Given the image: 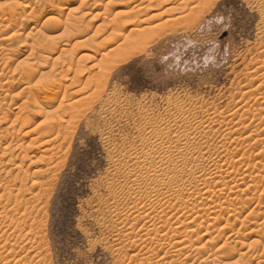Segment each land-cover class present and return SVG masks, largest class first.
Returning a JSON list of instances; mask_svg holds the SVG:
<instances>
[{
	"label": "rangeland",
	"instance_id": "rangeland-1",
	"mask_svg": "<svg viewBox=\"0 0 264 264\" xmlns=\"http://www.w3.org/2000/svg\"><path fill=\"white\" fill-rule=\"evenodd\" d=\"M0 21V264H264V0H0Z\"/></svg>",
	"mask_w": 264,
	"mask_h": 264
},
{
	"label": "bare ground",
	"instance_id": "bare-ground-1",
	"mask_svg": "<svg viewBox=\"0 0 264 264\" xmlns=\"http://www.w3.org/2000/svg\"><path fill=\"white\" fill-rule=\"evenodd\" d=\"M10 1H11V0H10ZM16 2H17V1H16ZM16 2H15V3H16ZM18 3H19V2H18ZM18 3L16 4V6H18L17 8L20 7V6L18 5ZM12 4H13V6L15 7V4H14L13 2H12ZM21 6H23V5H21ZM11 7H12V6H11ZM28 7H29V6H28ZM28 7H27V8H28ZM15 9H16V8H12L11 11L14 10V11H12V12L10 11V9H9V11H8V12H11V15H12L13 17H16V15L19 16V13H20V12H19L18 10H24V11H25L26 6H25V7H21V8H19L18 10H15ZM24 11H21V12H24ZM1 12H2V11H1ZM3 12H4V11H3ZM4 13H5V12H4ZM43 13H44V12L41 10V11H40V14H43ZM6 15H7V14H6ZM6 15H5V16H6ZM11 15H10V16H11ZM2 16H3V14H2ZM6 19H8V17L5 18L4 21H2V19H1L2 22L0 21V22L2 23V26H4V27L9 26V25L7 24L8 21H7ZM14 19H16V18H14ZM12 20H13V19H12ZM9 23H12V21L9 22ZM0 26H1V25H0ZM20 27H22V26H20ZM78 27H80V26H78ZM71 28H72V26H71ZM81 28H82V27H81ZM72 29H73V30H67V31H68V32H69V31H72V32H73V31L75 30V28H72ZM77 29H78V28H77ZM5 30H6V29H5ZM79 30H80V29H79ZM79 30L76 31L77 33L74 31V32H73L74 34H71V35H72L71 37H72L73 39L79 38V36L81 37V35H82L81 32H83V29H81L82 31H80V32H79ZM75 33H76V35H75ZM84 33H85V31L83 32V34H84ZM13 34H14V33H13ZM68 34H69V33H68ZM73 35H74V36H73ZM68 36H70V34H69ZM74 37H75V38H74ZM8 38H9V37H8ZM72 38H71V39H72ZM4 39H5V38H4ZM37 44H38V43H37ZM37 44H36V45H37ZM44 44H45V45H44ZM44 44H43L44 46L42 45V43H39V44H38V47H39V48H40V46H41V47H42V46L44 47V48L42 47V48H43V51H42V52H44V53L47 52L46 54H49V53L51 54V53L54 52L53 50H51V49H53V48H52V46H50V44H47L46 42H45ZM46 44H47V45H46ZM48 45H49L50 47H47ZM34 48H35V47H34ZM36 49H37V47H36ZM48 51H53V52H48ZM10 55H11V54H10ZM41 55H42V54H41ZM109 55H110V54L105 55L104 58L108 57ZM42 56H44V55H42ZM42 56H40V57H42ZM92 57H93V56H92ZM39 59H40V58H39ZM44 59H46V58L44 57L43 60H44ZM40 60H41V59H40ZM5 62H6V61H5ZM41 62H43V61H41ZM6 63H8V62H6ZM45 63H46V60H45ZM34 64H35V63H34ZM40 64H41V63H40ZM40 64H39V65H40ZM42 64H43V63H42ZM44 66H45V65H44ZM35 69H36V68H35ZM31 70L34 71V69H32V68H31ZM35 71H36V70H35ZM1 75H2V74H1ZM65 76H66V75H65ZM8 79H9V78H8ZM60 79H61V78H60ZM64 79H65V77H64ZM66 79H67V78H66ZM15 80H16V79H15ZM62 80H63V79H62ZM263 81H264V80H263ZM7 82H8V81H7ZM72 84H73V83H72ZM73 86H74V85H73ZM2 87H4V86L0 84V88H2ZM68 88H69V87H68ZM68 88H67V89H68ZM67 89H66V90H67ZM49 91H50V90H49V87H45V88H42V89H38V91H36V92L33 93V94H34V99L36 100V99L42 98V100H50V101H52L53 98H54V93H51V92H49ZM80 92H81V91H80ZM75 93H76V91H75ZM75 93H73V94H75ZM77 93H78V92H77ZM77 93H76V95H77ZM69 94H70V93H69ZM78 94H79V93H78ZM65 95H66L65 97H67L68 93L65 94ZM51 97H52V98H51ZM66 99H67V98H66ZM263 99H264V98H263ZM82 100H83V99H82ZM28 101L31 102V100H29V99H28ZM63 101H64V100H63ZM77 101H78V100H77ZM77 101H76V102H77ZM30 102H29V103H30ZM64 102H65V101H64ZM29 103H28V105L25 103L27 106L24 105V106H25L24 108H26V107L30 108ZM30 105H31V104H30ZM32 105H33V104H32ZM36 106L38 107V105H34L35 108H33V106H32V108L35 109V110L38 109ZM2 107H3V106H2ZM20 107H21V106H20ZM70 107H71V106H70ZM21 108H22V107H21ZM62 108H63V107H62ZM74 108H75V107H74ZM0 109H1V105H0ZM19 110H20V109H19ZM35 110H33V111L31 110V111H32V112H35ZM65 110H66V109H65ZM0 111H1V110H0ZM36 111H37V110H36ZM261 111H262V110H261ZM263 111H264V110H263ZM53 114H54V113H53ZM58 116H59V118H61V116L58 115L57 112H55L54 115H48V116H46V117L44 118L45 120H44L43 124H44L45 122H47V124H44V125L46 126V129H44V131H45V130L47 131L46 133L44 132V133H45L44 136L47 135V136L50 137L51 135L54 134V130H55L56 127L58 126V125H57V126L55 127V125L57 124V122L54 123V121H55V119H56ZM62 116H63V115H62ZM64 117H65V116H64ZM27 118H28V117H27ZM2 119H3V117H2ZM21 119H22V118H21ZM61 119H62V118H61ZM16 120H17V119H16ZM18 120H19V119H18ZM24 120H26V119L24 118ZM59 120H60V119H59ZM59 120H58V124H59ZM177 120H178V119H177ZM0 121H1V120H0ZM60 121H61V120H60ZM62 121H63V120H62ZM2 122H3V121H1L0 123H2ZM22 122H23V121H22ZM229 122H230V121H229ZM200 123H201V122H200ZM231 123H232V122H231ZM54 124H55V125H54ZM182 124H183V122H182ZM201 124H202V123H201ZM208 124H209V123H208ZM208 124H206V125H208ZM11 125H13V124H11ZM23 125H24V124H23ZM41 125H42V124H41ZM177 125H178V124H177ZM209 125H210V124H209ZM220 125H221V124H220ZM45 126H44V127H45ZM44 127H43V128H44ZM200 127H201V126H200ZM178 128H179V127H178ZM208 128H210V126H209ZM59 129H60V127H57V130H56V131H58ZM3 130H4V129H3ZM190 130L192 131V129H190ZM194 130H195V129H194ZM56 131H55V132H56ZM60 131H62V128L60 129ZM60 131H58V132H60ZM161 131H162V130H161ZM0 132L2 133V130H1ZM3 132H4V131H3ZM58 132H56V133L58 134ZM177 132H178V131H177ZM4 133H5V132H4ZM7 133L10 135V133L7 132V130H6L5 135H6ZM60 133H61V132H60ZM60 133H59V134H60ZM2 134H3V133H2ZM42 134H43V133H42ZM61 134H62V133H61ZM154 134H155V133H154ZM154 134H153V136H154ZM161 134H163V133H161ZM157 135H158V134H157ZM3 136H4V134H3ZM6 136H7V135H6ZM53 136H55V135H53ZM259 136H261V135H259ZM9 137H10V136H9ZM155 137L157 138L158 136H155ZM257 137H258V136H257ZM263 137H264V135H263ZM53 138H54V137H53ZM53 138H52V139H53ZM3 139H4V138H3ZM12 139H13V138H12ZM38 139H39V138H38ZM49 139H50V140H48V141H56V140H52L51 138H49ZM54 139H58V137H57V138L55 137ZM242 139H243V138H242ZM250 139H252V138H250ZM256 139H257V141L259 140L258 138H256ZM256 139H255V142L258 143V142L256 141ZM263 139H264V138H263ZM162 140H163V139H162ZM180 140H181V139H180ZM245 140H247V139H244V141H245ZM248 140H249V139H248ZM2 141H3V140H2ZM262 141H263V140H262ZM262 141H261V139H260L259 142L261 143ZM11 142H12V141H11ZM13 142H14V141H13ZM45 142H46V141H45ZM56 142H57V141H56ZM242 142H243V141H242ZM47 143H48V142H46L45 144H47ZM53 143H55V142H53ZM159 143H160V142H159ZM178 143H179V142H178ZM0 144H1V143H0ZM11 144H12V143H11ZM13 144H14V143H13ZM254 144H255V143H254ZM9 145H10V144H9ZM9 145L7 146L8 148L10 147ZM48 145H49V144H48ZM52 145H53V144H52ZM55 145H56V144H55ZM55 145H54V146H55ZM54 146H52L49 150H52V148H53ZM57 146H58V145H57ZM7 147H6V148H7ZM57 148H58V147H57ZM54 149H56V148L54 147V148H53V151H54ZM1 150H2V149H1ZM6 150H7V149H6ZM15 150H16V149H14V150L11 149V150L9 151V153L12 155V153H14ZM49 150H47V152H51V151H49ZM3 151H4L3 154L6 155L7 151H5V150H3ZM53 151H52V152H53ZM5 152H6V153H5ZM53 153H54V152H53ZM53 153H52V154H53ZM14 154H16V153H14ZM17 155H18V154H17ZM54 155H55V153H54ZM18 156H19V155H18ZM18 156H16V158H17ZM46 156H47V155H46ZM27 157H28V156H27ZM48 157H49V156H48ZM163 157H164V156H163ZM10 159H11V158H10ZM21 159H22V158H21ZM21 159H20V160H21ZM45 159H46V158H45ZM50 159H51V158H50ZM140 159H141V158H140ZM143 159H144V158H143ZM22 160H23V159H22ZM52 160H53V159H52ZM52 160H50V161H52ZM144 160H145V159H144ZM144 160H143V161H144ZM9 161H10V160H9ZM11 161H12V159H11ZM162 161H163V160H162ZM149 162H150V161H149ZM236 162H237V164H239V163H240V164H246V163H247V162L244 161V160H239V161H236ZM236 162H235V163H236ZM238 162H239V163H238ZM245 162H246V163H245ZM151 163H152V162H151ZM148 164H149V163H148ZM143 165H145V164H143ZM229 165L234 166L235 164H232V163H231V164H228V166H229ZM150 166H151V165H150ZM152 167L154 168V169L152 170V172H153L154 174H157V173H158V170H156V167H155L154 165H152L150 168H152ZM211 167H213V166H211ZM232 168H233V167H232ZM249 168H250V167H249ZM215 169H216L215 172H214V173L211 172L210 174H211V176H212V174H213V177H215L216 179H218V180H220V181H222L223 179H225V178H224L225 175H228V174H229V172H228L227 169H226L227 171L224 170V169H223V166H221V165H219V164H217V163H215ZM229 169H230V168H229ZM179 171H180V170H179ZM171 173H172V172H171ZM151 175H152V173H151ZM179 176H180V175H179ZM227 177H228V176H227ZM151 178H152V177H151ZM151 178H150V179H151ZM152 179H153V178H152ZM210 179H211V178H210ZM204 180H205V179H204ZM218 180H217V181H218ZM197 181H198V180H197ZM236 181H237V180H235V183H237ZM205 182H206V181H205ZM6 183H7V182H6ZM177 183H178V182H177ZM196 183H197V182H196ZM198 183H199V181H198ZM201 183H202V182H201ZM219 183H221V182H219ZM230 183H231V182H230ZM239 183H240V182H239ZM239 183H238V184H239ZM199 184H200V183H199ZM204 184H205V183H203V184H201V185L203 186ZM215 184H216V183H215ZM221 184H222V183H221ZM240 184H241V183H240ZM175 185H176V183H175ZM223 185H224V184H223ZM227 185H228V184H227ZM234 185H235V184H234ZM170 186H171V185H170ZM194 186H195V185H194ZM198 186H199V185H196L194 188H192V191H193V192H191V191L188 192L189 194H188V197H187V198L190 197V199L193 198L194 201L196 200V197L194 198V196L196 195V190H195V189H197ZM218 186H219V185H218ZM172 187H173V186H172ZM226 187H227V186H226ZM236 187H237V186H236ZM14 188H15V187H14ZM174 188H175V187H174ZM238 188H239V187H238ZM208 189H209V188H208ZM228 189H229V188H228ZM231 189H232V188H231ZM19 191H20V189L18 190V192H19ZM220 191H221V190H220ZM245 191H246V190H245ZM209 192H211V191L206 190V189H205V191H204V189L201 190V189L199 188V191L197 192V194H200V193H201L202 196L206 197V196L212 194V193L209 194ZM212 192H213V190H212ZM160 193H161V192H157V193H156V194L158 195L157 197H159V199H160V196H162L161 199L164 198V199L167 200V202H170V201L174 202V201H175L176 203L181 204L180 207L182 206L185 210H187V209L189 208L188 206H189L190 201H189V202H186V201H188V199L186 200V197H185V196H184V197H181L183 194H179V193H178L179 195L176 194V195L172 196L171 198H170V197L167 198V196H165L164 194H160ZM214 193H215V192H214ZM237 193H239V192H237ZM3 194H4V193H3ZM6 194H7V193H6ZM6 194H4V195H6ZM4 195L1 194V195H0V198H4V197H5ZM212 196H215V194H213ZM212 196H211V197H212ZM6 197H7L6 200H7L8 202H12V193H8ZM197 198H198V197H197ZM236 198H237V197H236ZM209 199H210V198H209ZM221 199H222V198H221ZM227 199H228V198H227ZM225 200H226V199H225ZM228 200H229V199H228ZM228 200H227V201H228ZM0 201H1V200H0ZM18 201H19V200H18ZM18 201H17V198L14 199V202H17V203H18ZM230 201H231V200H230ZM196 202H197V201H196ZM223 202H224V201H223ZM240 202H241V201H240ZM17 203H16V204H17ZM225 203H226V202H225ZM242 203H243V202H242ZM152 204H153V200H149V205H152ZM190 204H191V203H190ZM223 204H224V203H223ZM227 204H228V203H226V205H227ZM193 205H194V203H193ZM220 205H221V204H220ZM147 206H148V205L144 206L143 208L140 207L141 209L139 208V209H140V210H139V213H140L139 215H140V217H141V214H144L145 211H148V210H146V208H148L149 210H151L150 212L152 213L153 209H151V208H152L153 205H152V206H149V207H151V208H149V207H147ZM203 206H204V204H203ZM20 207H21V206H18V208H20ZM213 207H214V206H213ZM217 207H219V205H218ZM220 207H222V206H220ZM208 208H209V205H208ZM136 209H137V206H136ZM136 209H135V210H136ZM180 209H181V208H180ZM194 209H196V208H192V211H193ZM212 209H214V208H212ZM244 209H245V208H244ZM130 210H131V209H130ZM137 210H138V209H137ZM154 210H155V209H154ZM201 210H202V208H201ZM204 210H205V208H204ZM209 210H210V209H208V211H209ZM214 210H215V209H214ZM216 210H217V209H216ZM226 210H227V209H226ZM233 210H234V209H233ZM18 211H19V209H18ZM132 211H133V210H132ZM183 211H184V210H183ZM195 211H196V212H195ZM199 211H200V210H199ZM212 211H213V210H212ZM219 211H220V210H219ZM164 212H165V211H164ZM164 212H163V213H164ZM201 212H202V211H200V216L203 214V212H202V214H201ZM215 212H216V211H215ZM220 212H221V211H220ZM231 212L233 213V211H231ZM154 213H155V212H154ZM190 213H191V212H190ZM192 213H193V212H192ZM194 213H195L196 215H197V214L199 215V212H197V210H194ZM217 213H218V212H217ZM135 214H138V211H137V213H135ZM146 214H149V215H150V213H146ZM158 214H159V212H158ZM186 214H187V213H186ZM210 214H211V213H210ZM210 214H209V215H210ZM239 214H240V213H239ZM25 215H26V214H25ZM25 215H24V216H25ZM149 215H148V216H149ZM193 215H194V214H193ZM193 215H192V216H193ZM209 215H207V216H209ZM144 216H146V215L144 214ZM161 216H162V215H161ZM186 216H187V215H186ZM10 217H11V216H10ZM137 217H139V216H137ZM180 217H183V218H184L183 215H181ZM194 217L196 218L197 216H194ZM198 217H199V216H198ZM201 217H202V216H201ZM30 218H31V217H30ZM146 218H147V217H146ZM177 218H178V217H177ZM188 218H189V217H188ZM199 218H200V217H199ZM199 218H198V219H199ZM17 219H18V218H17ZM24 219H25V218H24ZM24 219H23V220H24ZM192 219H193V218H192ZM210 219H211V217H210ZM9 220H10V219H9ZM182 220H183V219H182ZM182 220H179V218H178V221H179V222L181 221L180 224H182V226H183V223H184V224H186V223L183 222L184 220H183V221H182ZM186 220H187V219H186ZM189 220H190V219H189ZM213 220H214V218H213ZM12 221H13V220H12ZM12 221H11V223H12ZM168 221H169V220H168ZM197 221H198V220H197ZM197 221H196V222H197ZM215 221H216V220H215ZM20 222H21V218H20ZM173 222H174V221H173ZM173 222H171V224H167V225H170V226H171V227L169 226V228H172V226L174 225ZM176 222H177V221H176ZM190 222H191V221H190ZM190 222H189V224H193V222H192V223H190ZM9 223H10V222H9ZM194 223H195V222H194ZM14 224H15V223H14ZM19 224H20V223H19ZM180 224H179V227H182V226H180ZM187 224H188V223H187ZM226 224H227V223H226ZM167 225H165V226H167ZM177 225H178V224H177ZM193 225H194V224H193ZM195 225L197 226L196 223H195ZM195 225H194V226H195ZM200 225H201V224H200ZM153 226L155 227V225H153ZM194 226H191L192 228H190V230H188V231L186 232L187 235L184 236V237H187L188 239H191V238H190V236H192L191 233H195V231H196V229L194 228ZM174 227H175V226H174ZM189 227H190V226H189ZM18 228H19V227H18ZM167 228H168V227H167ZM176 228L178 229V227H176ZM220 228H221V227H220ZM222 228H223V226H222ZM179 229H180V228H179ZM205 229H206V228H205ZM218 230H219V229H218ZM220 230H221V229H220ZM12 232H13V231H12ZM175 232H176V231H175ZM196 232H197V231H196ZM220 234H221V233H220ZM163 235H164V234H163ZM19 236H20V235H19ZM217 236H218V235H217ZM262 236H264V235L262 234ZM15 237H16V236H15ZM192 237H193V236H192ZM17 238H18V237H17ZM161 238H163V237H161ZM174 238H175V237H174ZM180 238H181V237H180ZM180 238H179V239H180ZM187 238H185V240H186ZM218 238H219V237H218ZM6 239H7V238H6ZM231 239H232V238H231ZM7 240H8V239H7ZM7 240H6V242H8ZM159 240H160V239H159ZM181 240H182V239H181ZM227 240H228V239H227ZM233 240H234V239H233ZM3 241H4V240H3ZM9 241H10V240H9ZM160 242H161V241H160ZM168 242H169V241H168ZM180 242H183V243H184V241H180ZM180 242H179L178 244L176 243V245L182 247V249H181L180 251H184V250H186L189 246H190V247H189L190 249H188L187 251H189V250L191 251L192 248H195V247H196V246H194L193 243H192V244L190 243L191 241H190V242L186 241L187 243H189V244H188L189 246H187V247L184 246L185 244L180 243ZM186 242H185V243H186ZM193 242H194V241H193ZM162 243H163V242H162ZM163 244H164V243H163ZM167 244H168V243H167ZM198 244H199V243H198ZM223 244H224V243H223ZM14 245H15V244H14ZM197 246H198V245H197ZM201 246H202V245H201ZM203 246H204V245H203ZM224 247H225V246H224ZM178 248H180V247H178ZM196 248L199 249L198 247H196ZM200 248H201V247H200ZM174 250H175V249H174ZM187 251H186V252H187ZM14 252H15V251H14ZM247 253H248V252H247ZM1 254H2V253H1ZM187 254H188V253H187ZM243 254H245V253H243ZM209 256H210V255H209ZM1 257H3V256H1ZM206 258H207V257H206ZM203 260H204V259H203ZM210 260H212V259H210ZM213 260H214V259H213ZM161 261H162V260H161ZM206 261H207V260H206ZM250 263H251V262H250ZM258 264H259V263H258Z\"/></svg>",
	"mask_w": 264,
	"mask_h": 264
}]
</instances>
